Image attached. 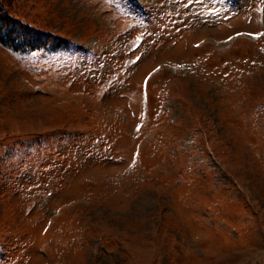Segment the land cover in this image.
Masks as SVG:
<instances>
[{
  "label": "rangeland",
  "instance_id": "374dc122",
  "mask_svg": "<svg viewBox=\"0 0 264 264\" xmlns=\"http://www.w3.org/2000/svg\"><path fill=\"white\" fill-rule=\"evenodd\" d=\"M3 10L0 264H264V0Z\"/></svg>",
  "mask_w": 264,
  "mask_h": 264
},
{
  "label": "trees",
  "instance_id": "16d2710c",
  "mask_svg": "<svg viewBox=\"0 0 264 264\" xmlns=\"http://www.w3.org/2000/svg\"><path fill=\"white\" fill-rule=\"evenodd\" d=\"M2 14H4V16ZM7 17H9V15L5 13V10H3V13L0 14V22H5ZM23 33L25 34V36L28 37V36H30V34L32 32L31 31L30 32L29 31H24ZM24 43L29 44L32 47V46L38 45L39 41L36 40V39H34L32 42L26 40V42H24ZM63 44H65L64 41H58L57 43H54L53 48L62 47Z\"/></svg>",
  "mask_w": 264,
  "mask_h": 264
},
{
  "label": "snow or ice",
  "instance_id": "6c2138e0",
  "mask_svg": "<svg viewBox=\"0 0 264 264\" xmlns=\"http://www.w3.org/2000/svg\"><path fill=\"white\" fill-rule=\"evenodd\" d=\"M239 35V34H238ZM252 35H260V33H253ZM228 39H231V37H228ZM155 70V69H154ZM137 127H140L139 125H137Z\"/></svg>",
  "mask_w": 264,
  "mask_h": 264
}]
</instances>
